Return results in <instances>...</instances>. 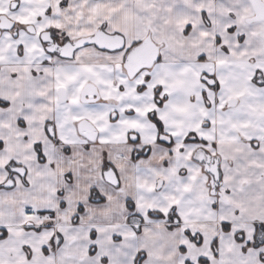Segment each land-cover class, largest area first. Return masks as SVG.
<instances>
[{
  "label": "snow or ice",
  "instance_id": "1",
  "mask_svg": "<svg viewBox=\"0 0 264 264\" xmlns=\"http://www.w3.org/2000/svg\"><path fill=\"white\" fill-rule=\"evenodd\" d=\"M0 264H264V0H0Z\"/></svg>",
  "mask_w": 264,
  "mask_h": 264
}]
</instances>
